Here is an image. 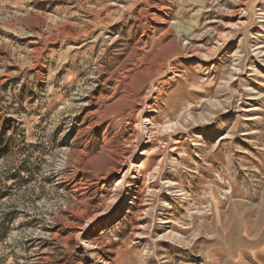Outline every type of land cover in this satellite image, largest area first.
<instances>
[{"label": "rangeland", "instance_id": "374dc122", "mask_svg": "<svg viewBox=\"0 0 264 264\" xmlns=\"http://www.w3.org/2000/svg\"><path fill=\"white\" fill-rule=\"evenodd\" d=\"M0 264H264V0H0Z\"/></svg>", "mask_w": 264, "mask_h": 264}]
</instances>
